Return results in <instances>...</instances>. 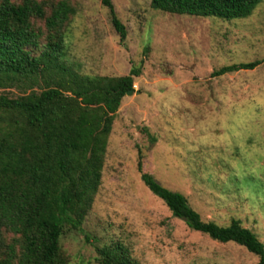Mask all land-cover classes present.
<instances>
[{
	"label": "rangeland",
	"instance_id": "rangeland-1",
	"mask_svg": "<svg viewBox=\"0 0 264 264\" xmlns=\"http://www.w3.org/2000/svg\"><path fill=\"white\" fill-rule=\"evenodd\" d=\"M71 1L69 67L119 76L137 66L140 73L113 115L100 183L81 224L88 241L79 231L60 237L68 264H95L93 245L113 240L138 264H256L244 247L172 217L140 180L136 161L184 195L200 219L226 225L236 218L264 244V0L231 20L110 0L122 40L101 0ZM254 59L261 61L252 69L211 73Z\"/></svg>",
	"mask_w": 264,
	"mask_h": 264
},
{
	"label": "trees",
	"instance_id": "trees-1",
	"mask_svg": "<svg viewBox=\"0 0 264 264\" xmlns=\"http://www.w3.org/2000/svg\"><path fill=\"white\" fill-rule=\"evenodd\" d=\"M262 0H150L168 13L222 20L244 18ZM119 39L124 26L110 0ZM71 0H0V264H68L60 247L81 224L100 183L113 115L139 67L119 76L86 75L65 62ZM41 22V26L36 24ZM254 59L223 65L214 75L252 69ZM14 90V91H13ZM147 189L172 217L219 242H234L264 264V244L236 218L226 225L200 219L184 195L141 170ZM6 234H9L6 236ZM95 264H138L119 240L94 244Z\"/></svg>",
	"mask_w": 264,
	"mask_h": 264
},
{
	"label": "water",
	"instance_id": "water-1",
	"mask_svg": "<svg viewBox=\"0 0 264 264\" xmlns=\"http://www.w3.org/2000/svg\"><path fill=\"white\" fill-rule=\"evenodd\" d=\"M132 92L131 89L126 90L125 94H130Z\"/></svg>",
	"mask_w": 264,
	"mask_h": 264
}]
</instances>
